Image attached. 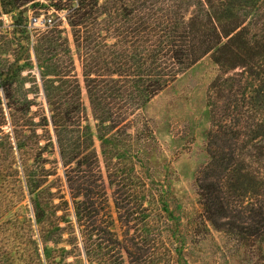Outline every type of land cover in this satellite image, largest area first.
<instances>
[{"label":"rangeland","instance_id":"374dc122","mask_svg":"<svg viewBox=\"0 0 264 264\" xmlns=\"http://www.w3.org/2000/svg\"><path fill=\"white\" fill-rule=\"evenodd\" d=\"M106 1L0 0V264H264V60L244 71L251 115L233 136L210 139L207 91L220 71L206 56L120 117L102 145L67 18L78 6L107 12ZM218 1L232 22L252 20L263 30L264 0ZM92 16L95 24L105 18ZM46 26L69 40L80 123L62 43L46 55L37 42ZM104 153L113 156L109 169ZM129 177L132 190L120 183ZM35 186L50 221L62 218L61 234H45L47 241L33 213ZM200 186L227 204L216 225L203 212ZM79 187L85 196L76 195ZM77 203L93 212L82 228ZM90 240L95 255L88 260Z\"/></svg>","mask_w":264,"mask_h":264},{"label":"trees","instance_id":"16d2710c","mask_svg":"<svg viewBox=\"0 0 264 264\" xmlns=\"http://www.w3.org/2000/svg\"><path fill=\"white\" fill-rule=\"evenodd\" d=\"M105 4L107 12H97V4L90 6V11L78 6L67 18L97 138L102 145L108 143V136L104 134L117 129L120 117L133 115L178 75L206 56L220 71L207 91L213 128L210 139L213 135L215 138L233 136L248 126L252 108L241 82L252 61L264 60V27L261 30L259 22H232L227 7L218 0H110ZM118 4H121L119 9ZM93 13L98 19L104 15V20L95 24ZM47 27L37 42L46 55L62 43L70 70L64 77L79 95L76 107L71 106L78 111L75 117L80 123L84 107L80 102V85L72 75L74 64L69 40L62 38V32L47 30ZM57 117L53 112L51 120ZM60 154L64 156L65 152L62 150ZM111 156L104 153L108 169ZM65 167L68 169L70 165ZM70 172L76 174L73 170ZM76 177L81 181L82 178ZM66 179L69 181L68 175ZM120 183L134 189L131 177ZM209 187L200 186L201 205L207 220L216 225V219L226 213L227 204L223 203L218 191L212 192ZM35 188L38 193L32 196L35 198L32 200L33 213L42 239L47 241L45 234L49 237L61 234L62 218L50 221L44 209V195L39 186ZM87 191L79 187L76 195L85 196L83 193ZM49 195L52 194L49 192ZM49 205L54 207L52 203ZM74 206L78 226L82 228L85 221L91 220L93 212H80L78 203ZM48 225L54 232L46 229ZM89 225L92 227L94 223ZM93 229L95 227L86 234L96 231ZM94 244L95 241L90 240L86 249L84 246L88 260L95 255L90 249Z\"/></svg>","mask_w":264,"mask_h":264}]
</instances>
